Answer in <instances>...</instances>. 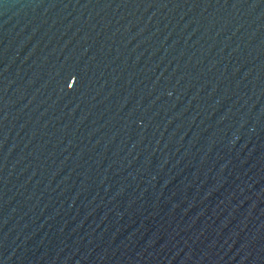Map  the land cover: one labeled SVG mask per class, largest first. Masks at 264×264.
Masks as SVG:
<instances>
[{
    "label": "water",
    "instance_id": "95a60500",
    "mask_svg": "<svg viewBox=\"0 0 264 264\" xmlns=\"http://www.w3.org/2000/svg\"><path fill=\"white\" fill-rule=\"evenodd\" d=\"M0 264H264V0H0Z\"/></svg>",
    "mask_w": 264,
    "mask_h": 264
}]
</instances>
